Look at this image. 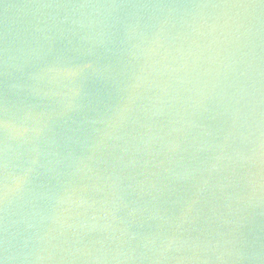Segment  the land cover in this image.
Returning <instances> with one entry per match:
<instances>
[{
  "label": "water",
  "instance_id": "obj_1",
  "mask_svg": "<svg viewBox=\"0 0 264 264\" xmlns=\"http://www.w3.org/2000/svg\"><path fill=\"white\" fill-rule=\"evenodd\" d=\"M0 264H264V0H0Z\"/></svg>",
  "mask_w": 264,
  "mask_h": 264
}]
</instances>
